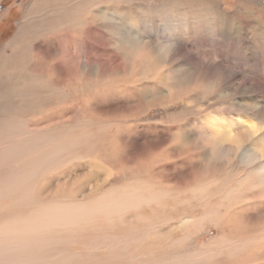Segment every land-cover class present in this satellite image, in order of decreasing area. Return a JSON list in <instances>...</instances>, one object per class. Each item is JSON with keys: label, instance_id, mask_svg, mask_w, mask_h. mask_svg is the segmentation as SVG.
I'll use <instances>...</instances> for the list:
<instances>
[{"label": "rangeland", "instance_id": "1", "mask_svg": "<svg viewBox=\"0 0 264 264\" xmlns=\"http://www.w3.org/2000/svg\"><path fill=\"white\" fill-rule=\"evenodd\" d=\"M42 1H45L43 8ZM31 2L0 0V57ZM35 3L34 19L41 25L59 23L53 30L59 49L49 63L52 67H66L67 72L66 78L59 80L50 65L43 63L40 68L46 73L40 79L30 78L34 80V107H28L20 134L28 150L32 149L35 168L28 181L30 185L25 186L28 197L17 203L30 221L24 225L25 233L34 236L29 263L171 264L173 259L172 264H264V153L260 150L264 138V0H36ZM41 29L49 31L45 26ZM34 64L36 61L28 59V66ZM35 80L44 85L41 90L35 89ZM9 81L3 80L6 86ZM66 136L70 148L81 149L80 158L63 155L53 160L42 155L47 154L48 146L54 145L51 139L63 142ZM56 179L60 181L57 183ZM240 192L244 193L239 195ZM3 195L6 200L1 199L0 221L9 216V200ZM28 198H33L34 209L28 210ZM149 198L156 201L148 204ZM53 205L55 209H50ZM232 225L235 227L231 230ZM97 229L99 233L95 232Z\"/></svg>", "mask_w": 264, "mask_h": 264}, {"label": "bare ground", "instance_id": "2", "mask_svg": "<svg viewBox=\"0 0 264 264\" xmlns=\"http://www.w3.org/2000/svg\"><path fill=\"white\" fill-rule=\"evenodd\" d=\"M36 0H32V2H31V4L28 6V8L26 9V11H25V13H24V17H23V19L17 24L18 25V28H17V30H16V32L14 33V35H13V37L11 38V39H9L8 40V42H7V44L2 48V51H1V57H0V205L2 204V200L1 199H3V197H2V195L4 194V193H8L7 194V196H6V194H5V196H4V198H6V197H8V200H9V209L7 210V213L9 214V216H8V218H6V219H4V220H7V222H5L4 220L3 221H0V264H31V263H29V261H31V255L29 254V252H31L33 249H34V246H33V248H32V245L34 244V236H32V235H29V233L27 232V233H25V228H24V225H27V223L29 222L30 223V221H29V219L27 218V216L25 215V213H23V212H20V209H18L17 208V205L21 202V200L25 197V195L27 194V193H25V189H26V187L25 186H27V184H29V179H30V177L34 174V158H32V149L31 150H28V147H27V145H26V143L24 142V141H22V139H21V132H22V127H21V125L24 123V121L26 120V115H27V112H28V107H34V80H32V79H30L32 76L34 77V76H38L39 77V79L41 78L40 77V75L41 74H43V73H46V70H44V68H40V66H42L43 65V63H45V64H48V65H50V67H51V70L55 73V75L59 78V80L60 79H64V78H66V72H67V68L66 67H61V66H59V65H54L53 67H52V65L49 63V60L52 58V56L54 57V55H56V52L58 51V49H59V45H58V42L56 41V37H55V33H53V32H56V31H53L55 28H57L58 26H59V23L58 22H55V21H52V22H49V23H46V24H43L42 23V25H41V23H40V21L39 20H37V19H34V9H35V5H36ZM44 2L45 1H42L41 3H40V7H44ZM74 2V1H73ZM72 4V3H71ZM74 4V3H73ZM75 5V4H74ZM77 5V4H76ZM75 5V6H76ZM74 6V7H75ZM36 8H37V6H36ZM65 8V7H64ZM72 9V8H71ZM70 9V10H71ZM78 10H79V8H78ZM64 11V10H63ZM69 11V10H68ZM72 12V11H71ZM73 12H74V10H73ZM65 13V12H64ZM82 13V12H81ZM69 14V13H68ZM72 14V13H71ZM64 15V14H63ZM80 15V14H79ZM74 16V15H73ZM71 17V16H70ZM54 18V17H53ZM76 19H77V17H75ZM74 18V19H75ZM82 18V17H81ZM73 19V18H72ZM75 19V20H76ZM67 20V19H66ZM79 20V19H78ZM84 20V19H83ZM87 20V19H86ZM85 20V21H86ZM69 22H71V21H69ZM74 22V21H73ZM73 22H71V23H73ZM75 23V22H74ZM73 23V24H74ZM40 24V25H39ZM68 25V24H67ZM75 25V24H74ZM43 26H45V28L47 29V30H49V31H44V29H41V30H39L41 27H43ZM73 26V25H72ZM64 27V26H63ZM69 27V26H68ZM144 27V26H143ZM69 30V29H68ZM71 31V30H70ZM33 33H35L34 35H33ZM71 33V32H70ZM67 35V34H66ZM65 37V36H64ZM75 37V36H74ZM78 37V36H77ZM29 39V40H28ZM71 39V38H70ZM32 41H34L33 42V47H30L29 48V44H30V42H32ZM102 41V40H101ZM60 42H62V40L60 41ZM68 42V41H67ZM71 42V41H70ZM62 45V44H61ZM60 45V46H61ZM70 45V44H69ZM74 46V45H73ZM73 50V49H72ZM74 52V51H73ZM75 53V52H74ZM77 53V52H76ZM76 55V54H75ZM137 55V54H136ZM140 55V54H139ZM28 59H32V60H34V61H36V64H34V66H28ZM75 60V59H74ZM103 61V60H102ZM55 62V61H54ZM53 63V62H52ZM127 63V62H126ZM101 64V63H100ZM125 67V66H124ZM35 73V74H34ZM48 75V74H47ZM70 75V74H69ZM75 76V75H74ZM147 76V75H146ZM154 77V76H153ZM6 78H9L10 79V81L8 82V84H7V86L4 84V82H3V80H5ZM69 78H70V76H69ZM75 78V77H74ZM82 78V77H81ZM71 79H72V77H71ZM76 79V78H75ZM150 79V78H149ZM68 80V79H67ZM70 80V79H69ZM72 81V80H71ZM83 81V80H82ZM129 81V80H128ZM152 81V80H151ZM79 82V81H78ZM61 83L64 85L65 84V81H61ZM94 83V82H93ZM74 84V83H73ZM81 84V83H80ZM80 84H79V86H80ZM114 84V83H113ZM150 84V83H149ZM107 85V84H106ZM142 85V84H141ZM145 85V84H144ZM146 85H148V84H146ZM57 86H60L59 84L57 85ZM121 86V85H120ZM44 87V85H42V82H40V81H37V80H35V89H39V90H41L42 88ZM90 87H91V84H90ZM89 87V88H90ZM93 87V86H92ZM142 87V86H141ZM145 87V86H144ZM156 87V86H155ZM57 88V87H56ZM122 88V87H121ZM158 88V87H157ZM51 89H53V88H51ZM50 89V90H51ZM55 89V88H54ZM82 89H83V86H82ZM85 89H86V87H85ZM116 89V88H115ZM45 90H47V89H45ZM69 90V89H68ZM71 90H72V88H71ZM108 90V89H107ZM118 90V89H117ZM125 90V89H124ZM53 91V90H52ZM51 91V92H52ZM55 92H56V90H54ZM85 91V90H84ZM123 91V90H122ZM155 91V90H154ZM45 92V91H44ZM49 92V91H48ZM48 92H45V93H48ZM54 92V93H55ZM67 92V91H66ZM76 92V91H75ZM119 92H120V90H119ZM138 93V92H137ZM43 94V93H42ZM69 94V93H68ZM121 94V93H120ZM122 94H124V93H122ZM121 94V95H122ZM133 94V93H132ZM47 95H49V94H47ZM46 95V96H47ZM77 95V94H76ZM75 95V96H76ZM125 95V94H124ZM135 95H137V94H135ZM58 97H59V95H57ZM126 96V95H125ZM129 96V94L127 95V97ZM48 97V96H47ZM58 97H57V99H58ZM62 98H64V97H62ZM6 99H8V100H6ZM38 99V98H37ZM36 99V100H37ZM55 98H53V100H54ZM76 99V98H75ZM85 99V98H84ZM155 99V98H154ZM159 99V98H158ZM48 100V99H47ZM66 100V99H65ZM71 100H72V98H71ZM78 100V99H77ZM80 100H81V98H80ZM160 100V99H159ZM61 101V100H60ZM64 101V100H63ZM39 102H41V101H39ZM53 103V104H52ZM51 104H52V106L54 105V102H52ZM67 103H68V101H67ZM73 103V102H72ZM9 104H11V106L9 105ZM41 104V103H40ZM55 104H57V103H55ZM62 104H64V103H62ZM143 104V103H142ZM43 105V104H42ZM41 105V106H42ZM48 105V104H47ZM58 105V104H57ZM56 105V106H57ZM86 105V104H85ZM44 106H46V105H44ZM44 106H43V108H44ZM72 105H70V107H71ZM73 106H74V104H73ZM80 106V105H79ZM54 107V106H53ZM61 107V106H60ZM185 107V106H184ZM42 108V109H43ZM63 108H64V106H63ZM54 109V108H53ZM56 109V108H55ZM75 109V108H74ZM184 109V108H183ZM32 110H35V109H32ZM31 110V111H32ZM52 111V110H51ZM65 111V110H64ZM72 111V110H71ZM34 112V111H33ZM54 112V111H53ZM92 112V111H91ZM187 112V111H186ZM36 113V112H35ZM47 113V112H46ZM57 113V112H56ZM55 113V114H56ZM30 114V113H29ZM66 114V113H65ZM69 114V113H68ZM70 114H71V112H70ZM100 114V113H99ZM40 115V114H39ZM76 115V114H75ZM74 115V116H75ZM88 115V114H87ZM91 115V114H90ZM93 115V114H92ZM36 116V115H35ZM41 116H43V115H41ZM45 116V115H44ZM64 116H66V115H64ZM85 116V115H84ZM55 118V117H54ZM77 118V117H76ZM96 118V117H95ZM211 118V117H210ZM29 119V118H28ZM39 119V118H38ZM78 119V118H77ZM102 119V118H101ZM54 120H56V118L54 119ZM60 120V119H59ZM75 120V119H74ZM97 120V119H96ZM103 120V119H102ZM215 120V119H214ZM217 120V119H216ZM216 120H215V122H216ZM35 121V120H34ZM57 121V120H56ZM78 121V120H77ZM101 121V120H100ZM104 121V120H103ZM37 122H39V121H37ZM55 122V121H54ZM63 122V121H62ZM204 122V121H203ZM44 123V122H43ZM48 123V122H47ZM51 123V122H50ZM74 123H77V122H74ZM73 123V125H76V124H74ZM178 123V122H177ZM230 123V122H229ZM240 123H241V121H240ZM41 124V123H40ZM46 124V123H45ZM53 124V123H52ZM68 124V123H67ZM72 124V123H71ZM70 124V125H71ZM78 124H79V122H78ZM81 124V123H80ZM87 124V123H86ZM209 124V123H208ZM218 124V123H217ZM36 125H37V123H36ZM62 125V124H61ZM73 125H71V127L73 126ZM96 125V124H95ZM215 125V124H214ZM221 125V124H220ZM225 125V124H224ZM38 126H39V124H38ZM38 126H37V128H38ZM49 126V125H48ZM198 126V125H197ZM221 126H223V125H221ZM257 126V125H256ZM43 127V126H42ZM47 127V126H46ZM87 127V126H86ZM190 127V126H189ZM188 127V128H189ZM224 127V126H223ZM48 128V127H47ZM50 128V127H49ZM55 128V127H54ZM65 128V127H64ZM186 128V127H185ZM192 128V127H191ZM198 128H200V127H198ZM201 128H202V126H201ZM204 128V127H203ZM225 128H226V126H225ZM242 128V127H241ZM240 128V129H241ZM258 128V127H257ZM40 129V128H39ZM43 129H44V127H43ZM56 129V128H55ZM72 129V128H71ZM75 129H77V125H76V128ZM80 129H82V128H80ZM98 129V128H97ZM232 129V128H231ZM243 129V128H242ZM65 130V129H64ZM63 130V131H64ZM203 130V129H202ZM201 130V131H202ZM222 130H223V128H222ZM264 130V129H263ZM52 131H53V129H52ZM62 131V130H61ZM63 131H62V134H63ZM77 131V130H76ZM87 131V130H86ZM96 131V130H95ZM181 131V130H180ZM231 131V130H230ZM242 131V130H241ZM39 132H40V130H39ZM58 132V131H57ZM85 132V131H84ZM92 132V131H91ZM182 132V131H181ZM203 132H204V130H203ZM210 132V131H209ZM228 132V131H227ZM236 132V131H235ZM235 132H234V134H235ZM249 132H251V131H249ZM30 133H32V132H30ZM46 133V132H45ZM49 133V132H48ZM185 133V132H184ZM237 133V132H236ZM241 133V132H240ZM36 134V133H35ZM42 134H43V132H42ZM61 134V133H60ZM61 134V135H62ZM85 134V133H84ZM221 134V133H220ZM31 135V134H30ZM41 135V134H40ZM83 135V134H82ZM93 135V134H92ZM227 135H229V134H227ZM231 135V134H230ZM241 135H243L242 133H241ZM240 135V136H241ZM262 135H264V132H263V134ZM33 136V135H32ZM31 136V137H32ZM36 136V135H35ZM39 136V135H38ZM44 136H46V134L44 135ZM52 136V135H51ZM78 135H76V138L78 139V137H77ZM87 136V135H86ZM120 136V135H119ZM233 136V135H232ZM237 136L238 135H236L235 137H236V139H237V141H238V138H237ZM41 137V136H40ZM42 137H43V135H42ZM46 137H48V136H46ZM57 137V136H56ZM60 137H63V135L62 136H60ZM243 137H244V135H243ZM242 137V138H243ZM264 137V136H263ZM204 138V137H203ZM206 138V137H205ZM221 138V137H220ZM230 138V137H229ZM163 139V138H162ZM170 139V138H169ZM207 139V138H206ZM205 139V142L207 141ZM231 139H233V141H235V139H234V137H232ZM241 139V138H240ZM68 140H69V138L66 136V139H64L63 140V142H58V141H56V140H54V139H51V142L52 143H54V145H50V146H48L47 147V149H46V151H47V154H43V152H42V155L45 157V158H47L48 156L50 157V158H52L53 160L54 159H60V157L62 158L63 157V155H65L66 157L67 156H69L71 159H75V158H80L81 156H82V151H81V149L80 148H70L71 146H70V144H69V142H68ZM209 140H211V139H209ZM214 140V139H213ZM229 140V139H228ZM227 140V141H228ZM48 141V140H47ZM76 141V139H73V142H75ZM78 141H79V139H78ZM173 141V140H172ZM203 141V140H202ZM232 141V140H231ZM230 141V142H231ZM39 142V141H38ZM42 142H43V140H42ZM41 142V144H43ZM50 142V143H51ZM121 142H123V141H121ZM165 142V141H164ZM175 142V141H174ZM213 142V141H212ZM236 142V141H235ZM250 142V141H249ZM262 143H261V151H263L262 153H264V138L262 139V141H261ZM45 143V142H44ZM49 143V142H48ZM183 143V142H182ZM191 143V142H190ZM234 143V142H233ZM232 143V144H233ZM239 143H240V140L238 141V145H239ZM259 143V142H258ZM75 144V143H74ZM77 144V143H76ZM100 144V143H99ZM152 144V143H151ZM161 144V143H160ZM167 144V143H166ZM194 144V143H193ZM206 144V143H205ZM209 144H210V142H209ZM226 144H227V142H226ZM231 143H230V145H232ZM154 145V147H155V144H153ZM162 145V144H161ZM170 145V144H169ZM203 146H204V144H202ZM229 145V146H230ZM247 145H249V144H247ZM45 146V145H44ZM74 146H76V145H74ZM94 146V145H93ZM100 146V145H99ZM197 146V145H196ZM201 146V145H200ZM228 146V145H227ZM228 146V147H229ZM243 146V145H242ZM254 146H256V145H254ZM150 147V146H149ZM152 147V146H151ZM193 147H195L194 145H193ZM251 147V146H250ZM257 147V146H256ZM100 148V147H99ZM141 148V147H140ZM144 148H145V146H144ZM157 148V147H156ZM155 148V149H156ZM163 148V147H162ZM202 148V147H201ZM232 148H234V147H232ZM237 148V147H236ZM254 147H252V149H253ZM93 148H91V150H92ZM147 149V148H146ZM145 149V150H146ZM159 149H161L160 147H159ZM167 149H168V147H167ZM196 149V148H195ZM229 149H230V147H229ZM228 149V150H229ZM246 149V148H245ZM249 150H250V148H248ZM251 149V150H252ZM257 149V148H256ZM117 150V149H116ZM142 150H143V148H142ZM148 150V149H147ZM153 150V149H152ZM151 150V151H152ZM156 150H158V148L156 149ZM164 150V149H163ZM165 150H166V148H165ZM164 150V151H165ZM198 150V149H197ZM201 150V149H200ZM199 150V151H200ZM224 150V149H223ZM234 150H236V149H234ZM258 150V149H257ZM256 150V151H257ZM93 151V150H92ZM135 151V150H134ZM163 151V152H164ZM168 151V150H167ZM192 151V150H191ZM202 151V150H201ZM232 152H233V150H231ZM65 152V153H64ZM94 152V151H93ZM140 152V151H139ZM150 152V151H149ZM194 152V151H193ZM151 153V152H150ZM153 153V152H152ZM160 153V152H159ZM182 153H183V151H182ZM197 153H198V151H197ZM238 153V152H237ZM240 153V152H239ZM260 153V152H259ZM258 153V154H259ZM100 154H101V152H100ZM149 154V153H148ZM189 154V153H188ZM195 154V153H194ZM187 155V154H186ZM193 155V154H192ZM234 155V154H233ZM243 155H244V153H243ZM264 155V154H263ZM64 156V157H65ZM121 156V155H120ZM148 156H151V155H148ZM152 156H154V154L152 155ZM163 156H164V153H163ZM170 156H174V155H170ZM246 156V155H245ZM249 156V155H248ZM117 157V156H116ZM135 157V156H134ZM140 157V156H139ZM165 157V156H164ZM169 157V156H168ZM191 157V156H190ZM195 157V156H194ZM158 158V157H157ZM171 158V157H170ZM175 158V157H174ZM178 158V157H177ZM193 158V157H192ZM244 158V157H243ZM264 158V157H263ZM114 159H116L115 157H114ZM119 159V158H118ZM146 159H147V157H146ZM159 159V158H158ZM167 159V158H166ZM166 159H165V161H166ZM173 159V158H172ZM258 159V158H257ZM51 160V159H50ZM149 160V159H148ZM155 160V159H154ZM170 160V159H169ZM194 160H197V158L195 157V159ZM143 161H145V159L143 160ZM142 161V162H143ZM158 161V160H157ZM159 161H160V159H159ZM158 161V162H159ZM163 162V163H166V162ZM167 161H168V159H167ZM173 161V160H172ZM249 161V159L247 160V162ZM262 161V160H261ZM112 162H114L113 161V159H112ZM141 162V161H140ZM157 162V163H158ZM161 162V161H160ZM170 162V161H169ZM190 162V161H189ZM205 162H207V161H205ZM246 162V161H245ZM39 163H41V162H39ZM60 163H62V162H60ZM115 163V162H114ZM117 163V162H116ZM138 163H139V161H138ZM264 163V162H263ZM58 164H59V162H58ZM63 164V163H62ZM104 164V163H103ZM145 164V163H144ZM162 164V163H161ZM208 164H209V162H208ZM105 165V164H104ZM108 165V164H107ZM142 165V164H141ZM155 165H157L156 163H155ZM159 165V164H158ZM173 165V164H172ZM205 165V164H204ZM55 166V165H54ZM73 167H74V165H72ZM83 166H84V164H83ZM109 166V165H108ZM136 166H138V165H136ZM152 166V165H151ZM174 166V165H173ZM62 167H63V165H62ZM135 167V166H134ZM139 167V166H138ZM142 167V166H141ZM150 167V166H149ZM44 168V170L45 169H48L47 167H43ZM61 168V167H60ZM88 168H89V166H88ZM118 168H120V167H118ZM117 168V169H118ZM128 168V167H127ZM132 168V167H131ZM185 168H187V167H185ZM258 168V167H257ZM82 169V168H81ZM105 169V168H104ZM122 169V168H121ZM149 169V168H148ZM65 170V169H64ZM72 170H73V168H72ZM75 170V169H74ZM89 170V169H88ZM94 170V169H93ZM124 170V169H123ZM128 170V169H127ZM147 170V169H146ZM63 171V170H62ZM69 171V170H68ZM104 171V170H103ZM132 171V170H131ZM143 171V170H142ZM141 171V172H142ZM157 171V170H156ZM59 172V171H58ZM67 172V171H66ZM75 172V171H74ZM97 172V171H96ZM101 172H102V170H101ZM111 172H113L112 170H111ZM124 172H125V170H124ZM138 172V171H137ZM193 172V171H192ZM42 173V172H41ZM56 173V172H55ZM62 173V172H61ZM65 173V172H64ZM67 173H69V172H67ZM67 173H65V174H67ZM91 173V172H90ZM136 173V172H135ZM147 173V172H146ZM151 173V172H150ZM153 173H155L154 171H153ZM64 174V175H65ZM73 174V173H72ZM77 174V173H76ZM85 174V173H84ZM97 174V173H96ZM106 174H107V172H106ZM128 174H132V173H128ZM134 174V173H133ZM138 174V173H137ZM143 174H145V172L143 173ZM152 174V173H151ZM157 174V173H156ZM42 175V174H41ZM74 175V174H73ZM72 175V176H73ZM93 175H94V173H93ZM99 175V174H98ZM103 175H104V173H103ZM124 175V174H123ZM135 175V174H134ZM147 175H149V174H146V176ZM202 175H203V173H202ZM201 175V176H202ZM51 176H53V175H51ZM76 176H79V175H76ZM84 177V175H81V177ZM140 176V175H139ZM138 175L136 176V179H139V178H137V177H139ZM157 176V175H156ZM189 176V175H188ZM194 176V175H193ZM193 176H190V178H194ZM208 176V175H207ZM54 177V176H53ZM71 177V176H70ZM96 177V176H95ZM109 177V176H108ZM125 177V176H124ZM148 177V176H147ZM238 177V176H237ZM55 178V177H54ZM57 178H59L58 176H57ZM61 178V177H60ZM64 178V177H63ZM101 178V177H100ZM149 178V177H148ZM147 178V179H148ZM70 179V178H69ZM78 179H79V177H78ZM97 179V178H96ZM134 179V178H133ZM164 179V178H163ZM207 180H208V177L206 178ZM32 180V179H31ZM54 180V179H53ZM68 180V179H67ZM80 180H81V178H80ZM80 180H77V181H80ZM104 180H106V178L104 179ZM150 180V179H149ZM157 180V179H156ZM166 180V179H165ZM263 180V179H262ZM56 181H57V183L60 181H58V179H56ZM133 181V180H132ZM131 181V182H132ZM136 181V180H135ZM196 181H198L199 182V179L198 180H196ZM195 181V182H196ZM54 182V181H53ZM65 182V181H64ZM76 182V181H75ZM74 182V183H75ZM134 182V181H133ZM144 182V181H143ZM152 182H154V181H152ZM197 182V183H198ZM34 183L35 182H33V185H34ZM56 183V184H57ZM61 183V182H60ZM67 183V182H66ZM135 183V182H134ZM133 183V184H134ZM136 183H138V182H136ZM253 183V182H252ZM32 184V183H31ZM50 184H51V182H50ZM148 184V183H147ZM146 184V185H147ZM156 184H159V182H157ZM165 184V183H164ZM163 184V186H161L162 188L165 186ZM218 184V183H217ZM223 184V183H222ZM221 184V185H222ZM30 185V184H29ZM47 185V184H46ZM45 185V186H46ZM68 186H69V184H67ZM66 185V186H67ZM70 185H71V183H70ZM92 185V184H91ZM96 185L98 186L99 184H97L96 183ZM160 185H162V183H160ZM170 185H172V184H170ZM193 185V184H192ZM44 186V185H43ZM74 186V185H73ZM114 185H112V187H113ZM120 186V185H119ZM132 186H135V185H132ZM137 186V185H136ZM219 186V185H218ZM242 186H244V185H242ZM55 187V186H54ZM92 187H94V185L92 186ZM92 187H91V189H92ZM100 187H101V185H100ZM110 187V186H109ZM129 186H127V188H128ZM155 187V186H154ZM175 187V186H174ZM173 187V188H174ZM240 187V186H239ZM42 188V187H41ZM65 188V187H64ZM71 188V187H70ZM88 188V187H87ZM157 188V187H156ZM155 188V189H156ZM246 188V187H245ZM51 189V188H50ZM91 189H90V191H91ZM112 189V188H111ZM125 189H126V187H125ZM124 189V190H125ZM133 189V188H132ZM178 189V188H177ZM250 189V188H249ZM29 190V189H28ZM31 190V189H30ZM33 190V189H32ZM41 190V189H40ZM54 190H57V189H54ZM109 190V189H108ZM121 190V189H120ZM128 190H129V188H128ZM38 191H39V188H38ZM93 191V190H92ZM105 192H106V190H104ZM244 191V190H243ZM37 192V191H36ZM87 192V191H86ZM115 192V191H114ZM139 192V191H138ZM141 192V191H140ZM226 192V191H225ZM66 193V192H65ZM89 193V192H88ZM92 193H94V192H92ZM104 193V192H103ZM127 193V192H126ZM137 193V192H136ZM173 193V192H172ZM171 193V194H172ZM241 194H239V195H242L243 193L242 192H240ZM32 194V193H31ZM40 194V193H39ZM87 194V193H86ZM110 194V193H109ZM112 194H114L113 192H112ZM116 194V193H115ZM122 194V193H121ZM140 194V193H139ZM144 194V193H143ZM150 194V193H149ZM166 194V193H165ZM28 195H29V193H28ZM34 195V194H33ZM36 195H37V193H36ZM79 195V194H78ZM84 195V194H83ZM92 195V194H91ZM128 195H130V194H128ZM131 195H133V194H131ZM169 195V194H168ZM179 195V194H178ZM227 195H229V193L227 194ZM73 196V195H72ZM88 196V195H87ZM145 196V195H144ZM28 196H26L25 198H27ZM41 197V196H40ZM92 197V196H91ZM126 197V196H125ZM149 197V196H148ZM162 197V196H161ZM226 197V196H225ZM238 197V196H237ZM256 197H258V196H256ZM35 198V197H34ZM85 198H87L86 196H85ZM132 198H135V197H132ZM131 198V199H132ZM147 198V197H146ZM261 198V197H260ZM31 199H33V198H31ZM30 198H28L26 201H27V204H28V210H31V209H34V200H31ZM49 199V198H48ZM47 199V200H48ZM73 199V198H72ZM72 199H71V201H72ZM129 199V198H128ZM150 199V198H149ZM156 199V198H155ZM239 199V198H238ZM264 199V198H263ZM3 200H6V199H3ZM61 200H63V199H61ZM75 200H78V199H75ZM74 200V201H75ZM117 200H119V199H117ZM143 200V199H142ZM158 200H160V199H158ZM157 200V201H158ZM162 200V199H161ZM169 200V199H168ZM231 200V199H230ZM242 200V199H241ZM240 200V201H241ZM243 200H245L244 198H243ZM243 200L241 201V204H242V202H243ZM253 200V199H252ZM258 200H259V198H258ZM40 201V200H39ZM116 201V200H115ZM121 201V200H120ZM119 201V202H120ZM128 201V200H127ZM135 201V200H134ZM145 201V200H144ZM156 200H154L153 198L152 199H150V200H146V203H151V204H153V202H155ZM166 201V200H165ZM229 201V200H228ZM239 201V202H240ZM246 202H248V200H245ZM254 201V200H253ZM42 202V201H41ZM49 202V201H48ZM67 202V201H66ZM69 202V201H68ZM114 202V201H113ZM231 202V201H230ZM234 202H236V200L234 201ZM238 202V201H237ZM235 203V204H238V203ZM245 202V203H246ZM249 202H251V201H249ZM258 202V201H257ZM18 203V204H17ZM38 203V202H37ZM36 203V204H37ZM46 203V202H45ZM167 203H168V201H167ZM252 203V202H251ZM24 204V203H23ZM43 204H44V202H43ZM52 204L53 203H51V205L50 206H52ZM121 204V203H120ZM155 204V203H154ZM221 204V203H220ZM230 204H233V203H230ZM244 204V203H243ZM254 204V203H253ZM38 205V204H37ZM61 205V204H60ZM75 205V204H74ZM130 205V204H129ZM129 205H128V207H129ZM138 205V204H137ZM142 205V204H141ZM144 205V204H143ZM226 205V204H225ZM8 206V205H7ZM72 206V205H71ZM106 206V205H105ZM132 206V205H131ZM145 206V205H144ZM223 206H224V204H223ZM222 206V207H223ZM242 206V205H241ZM20 207V206H19ZM25 207H26V205H25ZM24 206H23V208H25ZM41 207V206H40ZM54 207V208H53ZM53 207L52 208H50V209H55V205H53ZM87 207V206H86ZM85 207V208H86ZM110 207V206H109ZM112 207H114L113 205H112ZM138 207V206H137ZM137 207H136V209H137ZM147 207V206H146ZM167 207V206H166ZM221 207V208H222ZM235 207V206H234ZM238 207V206H237ZM22 208V209H23ZM98 208H100V207H98ZM104 208V207H103ZM123 208V207H122ZM132 208V207H131ZM131 208L129 207V209L128 208H126V209H128V210H131ZM139 208V207H138ZM182 208V207H181ZM187 208V207H186ZM39 209V208H38ZM45 209H46V207H45ZM78 209V208H77ZM112 209V208H111ZM125 209V211H128V210H126ZM135 209V208H134ZM164 209V208H163ZM180 209V208H179ZM36 210V209H35ZM76 210V209H75ZM74 210V211H75ZM178 210V209H177ZM224 210V209H223ZM26 211V210H25ZM34 210H32L31 212H33ZM53 212H54V210H52ZM73 211V212H74ZM93 211V210H92ZM98 211H100V212H102L101 210H99L98 209ZM104 211V210H103ZM133 211V208H132V210H131V212ZM1 212V211H0ZM5 212V211H4ZM51 212V211H50ZM62 212V211H61ZM75 212H77V211H75ZM94 212V211H93ZM116 212V211H115ZM161 212V211H160ZM165 212V211H164ZM176 212V211H175ZM55 213V212H54ZM120 213V212H119ZM126 213V212H125ZM128 213H130V212H128ZM127 213V214H128ZM27 214V213H26ZM83 214H84V212H83ZM111 214V213H110ZM118 214V213H117ZM122 214H123V212H122ZM134 214V213H133ZM180 214V213H179ZM244 214V213H243ZM74 215H76V214H74ZM100 215H101V213H100ZM103 215V214H102ZM104 215H106L105 213H104ZM142 215V214H141ZM161 215V214H160ZM32 216V215H31ZM64 216V215H63ZM84 216V215H83ZM88 216V215H87ZM92 216V215H91ZM107 216V215H106ZM224 216V215H223ZM45 217V216H44ZM115 217H117V216H115ZM122 217V216H121ZM172 217V216H171ZM180 217H184V216H180ZM212 217V216H211ZM229 217V216H228ZM55 218H57V217H55ZM79 219H80V217H78ZM86 218V217H85ZM92 218V217H91ZM90 218V219H91ZM111 218H112V216H111ZM214 218V217H213ZM40 220H41V218H39ZM73 219V218H72ZM97 219V218H96ZM103 219H105V218H103ZM115 219V218H114ZM149 220H150V218H148ZM181 219V218H180ZM184 219V218H183ZM31 220V219H30ZM43 220V219H42ZM47 220V219H46ZM58 220V219H57ZM92 221L94 220V219H91ZM117 220V219H116ZM123 220V219H122ZM143 220H144V218H143ZM187 220V219H186ZM213 220H215V219H213ZM226 220H228V218H226ZM264 220V219H263ZM262 220V221H263ZM33 221V220H32ZM49 221V220H48ZM52 221V220H51ZM73 221V220H72ZM76 221V220H75ZM90 221V220H89ZM99 221V220H98ZM105 221V220H104ZM106 221H107V219H106ZM111 221V220H110ZM114 221V220H113ZM119 221L121 222V219H119ZM153 221V220H152ZM181 221V220H180ZM230 221H231V223L230 224H232V220L230 219ZM37 222V221H36ZM43 222H45V221H43ZM58 222V221H57ZM80 222V221H79ZM85 222V221H84ZM83 222V223H84ZM118 222V221H117ZM133 221H131V223H132ZM260 222H261V220H260ZM26 223V224H25ZM33 223H34V221H33ZM50 223V222H49ZM76 223V222H75ZM103 223H105V222H103ZM111 224H112V222H110ZM110 223H108V225L110 224ZM127 223V222H126ZM176 223H178V222H176ZM183 223H185V222H183ZM182 223V224H183ZM187 223V222H186ZM32 224V223H31ZM35 224L36 223H34V226H35ZM40 224V223H39ZM59 224H60V222H59ZM101 224H102V222H100V226H101ZM105 224H107V223H105ZM109 225V226H112V225ZM121 224V223H120ZM133 224V223H132ZM132 224H127V226L128 227H130ZM135 224H137V223H135ZM164 224V223H163ZM182 224H179L180 226H183ZM192 224V223H191ZM78 225V224H77ZM103 225V224H102ZM107 225V226H108ZM126 225V224H125ZM124 225V226H125ZM188 225V224H187ZM187 225L185 226V227H187ZM55 226V225H54ZM71 226V225H70ZM85 226H86V224H85ZM88 226V225H87ZM86 226V227H87ZM95 226H97V225H95ZM177 226V225H176ZM176 226H175V228H176ZM256 226H259V225H256ZM256 226H254V227H256ZM41 227H42V225H41ZM114 227V226H113ZM121 227V226H120ZM127 227V228H128ZM131 227H133V226H131ZM184 227V228H185ZM219 227V226H218ZM235 226L234 225H232V226H230L229 227V229H231L232 230V228H234ZM253 227V228H254ZM73 228V227H72ZM83 228V227H82ZM89 228H90V226H89ZM98 228V227H97ZM99 228H102V227H99ZM105 228V227H104ZM108 228V227H107ZM106 228V229H107ZM116 228H118V227H116ZM115 228V229H116ZM125 228V227H124ZM134 228V227H133ZM140 228V227H139ZM147 228H149V226L147 227ZM182 228V227H181ZM184 228H182V229H184ZM190 228V227H189ZM29 229H31V228H29ZM74 229V228H73ZM79 229H80V227H79ZM87 229V228H86ZM86 229H84V230H86ZM93 229V228H92ZM91 229V230H92ZM108 229H110V227L108 228ZM122 229H123V227H122ZM143 229V228H142ZM157 228H155V230H156ZM160 229V228H159ZM222 229V228H221ZM220 229V230H221ZM46 230V229H45ZM67 230V229H66ZM75 230H76V227H75ZM88 231L90 230V229H87ZM101 230V229H100ZM117 230V229H116ZM120 230V229H119ZM123 230H125V229H123ZM173 230H174V228H173ZM234 230V229H233ZM73 231V230H72ZM98 231V229L95 231V232H97ZM109 232H110V230H108ZM32 232V231H31ZM53 232V231H52ZM85 232V231H84ZM91 232V231H90ZM113 232H114V230H113ZM112 232V233H113ZM147 233H148V231H146ZM231 232V231H230ZM46 233H47V231H46ZM54 233V232H53ZM53 233L51 234V235H53ZM75 233H77V235H79L78 234V231L77 232H75ZM88 233V232H87ZM98 233H99V231H98ZM117 233H118V230H117ZM121 233V232H120ZM119 233V234H120ZM123 233V232H122ZM258 233V232H257ZM260 233V232H259ZM50 234V233H49ZM55 234V233H54ZM84 234V233H83ZM101 234H103V233H101ZM100 234V235H101ZM111 234V233H110ZM115 234V233H114ZM135 234V233H134ZM141 234V233H140ZM151 234V233H150ZM174 234V233H173ZM44 235V234H43ZM56 235V234H55ZM75 235V234H74ZM92 235H93V233H92ZM95 235V234H94ZM97 235V234H96ZM107 235V234H106ZM132 235V234H131ZM175 235V234H174ZM187 235V234H186ZM59 236H61V235H59ZM76 236V235H75ZM145 236V235H144ZM156 236H158V235H156ZM160 236V235H159ZM36 237H38V236H36ZM52 237V236H51ZM98 237H99V234H98ZM141 237V236H140ZM149 237V239H150V236H148ZM45 238H46V236H45ZM44 238V239H45ZM48 238V237H47ZM58 238H60V237H58ZM80 238V237H79ZM78 238V239H79ZM88 238V237H87ZM143 238V237H142ZM38 239V238H37ZM49 239H50V237H49ZM64 239V238H63ZM74 239V238H73ZM126 239V238H125ZM151 239H152V237H151ZM47 240V239H46ZM64 240H66V239H64ZM71 240V239H70ZM69 240V241H70ZM81 240V239H80ZM86 240V239H85ZM145 240V239H144ZM147 240V239H146ZM145 240V241H146ZM156 240V239H155ZM218 240V239H217ZM37 241V240H36ZM39 241L41 242V244H42V241L39 239ZM76 241V240H75ZM105 241V240H104ZM119 241V240H118ZM117 241V242H118ZM137 241V240H136ZM135 241V242H136ZM140 241V240H139ZM144 241V242H145ZM149 241V240H148ZM147 241V242H148ZM157 241H159V240H157ZM262 241V240H261ZM99 242V241H98ZM128 242H130V241H128ZM132 242V241H131ZM134 242V241H133ZM146 242V243H147ZM151 242V241H150ZM154 242V241H153ZM174 242V241H173ZM37 243H38V241H37ZM45 243V242H44ZM44 243L42 244V245H44ZM65 243H67V242H65ZM75 243V242H74ZM143 243V242H142ZM141 243V244H142ZM152 243V242H151ZM51 244V243H50ZM58 244V243H57ZM79 244V243H78ZM90 244V243H89ZM98 244V243H97ZM96 244V245H97ZM100 244V243H99ZM163 244V243H162ZM238 244V243H237ZM36 245H38V244H36ZM40 245V244H39ZM47 245V244H46ZM108 245V244H107ZM123 245V244H122ZM144 245V244H143ZM48 246V245H47ZM63 246V245H62ZM140 246V245H139ZM38 247V246H37ZM88 247V246H87ZM87 247H86V249H87ZM106 247V246H105ZM116 247V246H115ZM131 247V246H130ZM144 247V246H143ZM148 247H149V245H148ZM118 248H121V247H118ZM127 248V247H126ZM147 248V247H146ZM50 249V248H49ZM54 249V248H53ZM61 249V248H60ZM103 250H104V248H102ZM145 249V248H144ZM159 249V248H158ZM162 249V248H161ZM244 249V248H243ZM47 250V249H46ZM58 250V249H57ZM115 250V249H114ZM119 250V249H118ZM117 250V251H118ZM141 250V249H140ZM150 250H152V249H150ZM48 251V250H47ZM47 251H45V252H47ZM94 251V250H93ZM146 252H147V250H145ZM36 252V251H35ZM34 252V253H35ZM42 252V251H41ZM44 252V253H45ZM85 252V251H84ZM98 252V251H97ZM263 252V251H262ZM33 253V252H32ZM43 253V252H42ZM56 253V252H55ZM70 253V252H69ZM79 253V252H78ZM86 253V252H85ZM117 253V252H116ZM148 253V252H147ZM149 253H152V252H149ZM155 253V252H154ZM114 254V253H113ZM156 254V253H155ZM57 255V254H56ZM55 255V256H56ZM104 256H107V255H105V254H103ZM109 255V254H108ZM117 255H119V253H117ZM133 255V254H132ZM131 255V256H132ZM144 255V254H143ZM158 255V254H157ZM35 256V255H34ZM33 256V257H34ZM38 256H39V254H38ZM85 256V255H84ZM89 256V255H88ZM88 256H86V257H88ZM96 256V255H95ZM110 256V255H109ZM145 256H146V254H145ZM151 256V255H150ZM152 256H155V255H152ZM52 257H53V255H52ZM57 257V256H56ZM83 257V256H82ZM111 257V256H110ZM113 257V256H112ZM140 257H143V256H140ZM147 257V256H146ZM165 257H168V256H165ZM46 258V257H45ZM100 258V257H99ZM101 258H102V256H101ZM100 258V259H101ZM129 258H130V256H129ZM145 258V257H144ZM156 258V257H155ZM154 258V259H155ZM36 259V258H35ZM77 259H79V258H77ZM95 259V258H94ZM158 259H160V258H158ZM186 259V258H185ZM260 259V258H259ZM82 260V259H81ZM116 260V259H115ZM141 260H142V258H141ZM161 260V259H160ZM163 260H164V258H163ZM174 260H175V258H174ZM189 260V259H188ZM264 260V259H263ZM103 261V260H102ZM152 261V260H151ZM171 261V260H170ZM172 261H173V259H172ZM170 262L171 264L173 263V262H175V261H173V262ZM185 261H187V260H185ZM35 262V261H34ZM34 262H32V263H34ZM84 262V261H83ZM166 262V261H165ZM192 262V261H191ZM85 263V262H84ZM83 263V264H84ZM98 263V262H97ZM100 263H102V262H100ZM100 263H98V264H100ZM132 263V262H131ZM138 263H140V262H138ZM153 263H155V262H153ZM164 263V262H163ZM182 263V262H181ZM180 263V264H181ZM40 264H41V262H40ZM79 264V263H78ZM81 264V263H80ZM86 264V263H85ZM147 264H149V261H148V263ZM155 264H157V263H155ZM179 264V263H178ZM183 264V263H182Z\"/></svg>", "mask_w": 264, "mask_h": 264}]
</instances>
